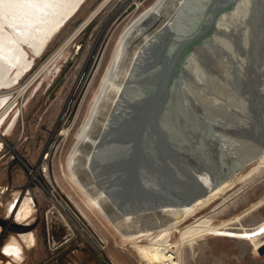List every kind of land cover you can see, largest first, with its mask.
<instances>
[{
	"label": "bare ground",
	"instance_id": "6f19581e",
	"mask_svg": "<svg viewBox=\"0 0 264 264\" xmlns=\"http://www.w3.org/2000/svg\"><path fill=\"white\" fill-rule=\"evenodd\" d=\"M86 1L0 0V90L20 84L24 76L33 69L36 58L43 55L54 37L80 11ZM197 1L157 0L153 5L142 10L124 27L83 114L82 122L75 134L76 141L67 160L68 169L77 187L111 226L122 235L123 239L133 244L143 260L149 264H187L184 261L183 250L182 252L177 251L175 246L171 244L173 232L178 229L182 240L188 235H192L194 230L189 232L180 230L181 226L191 218H195L200 227L207 224L212 225L214 222L210 217H199L202 211L222 198L221 195L230 187L231 179L239 175V170L252 161L259 162V166L246 175L248 177L254 174L261 165H264L262 154L264 152V123L258 131L255 129L258 132L256 147H252L248 154L246 151V146H249L255 139L251 136L248 138L245 136L253 130L255 125H258L255 121V125H252L253 123L247 118V115H252L251 108H242L243 114L246 113L247 115H244L239 124L229 123L227 126L217 129L219 135L216 136V139L214 138L217 142H214L211 147L214 148L216 144L222 145V141L223 144H226L225 149L227 150L231 145H235L230 151V154L233 155L234 153V155L225 159V155L222 154L223 158L215 157L216 160L213 163L209 159L208 165L206 156L212 154L215 149L209 146L206 149L208 151H200L201 148L192 146L193 141L202 142L204 138L208 137L205 130L208 131L209 129L205 128L206 124L200 122L203 127L202 131H204L201 136H197L199 126L195 129L197 138L194 137L195 133L193 134L189 130L182 132V127H179L184 125L183 120L186 123V119L190 121L187 125H192L191 120L199 121L198 118L203 120L202 117H208L210 112L215 115L216 113L219 114L217 105L212 104L209 101L210 95L205 93L209 87L217 86L216 92H219V99L226 94L233 97L231 94L234 90L238 93L241 91L239 85H235L236 89H234L228 80L231 81L237 75L233 70H240V66L243 67L242 71H244L243 65L245 63L240 64V66L237 64L229 66L228 62L223 64L222 61L226 55L223 45L227 43L226 40L229 36L222 33L210 34V44L207 45L209 48L201 51L198 55L196 53L192 56L194 59L188 62L189 75L187 74V79L183 81V84H188V94L186 97L179 94L180 97L175 98L172 103V107L179 105L180 108L177 107V112L179 110L182 120L176 122L175 127L164 128L160 131V147L155 151L151 147V149L148 147L141 148L134 145L126 151L128 157L125 155V158L121 159L116 155L120 149L110 146L109 140L113 132L119 127L126 108L138 93L140 80L152 51L160 46L159 43L166 32L186 19ZM246 11L245 9L238 11L235 18L239 19L240 22L243 21L244 18L248 17ZM253 30L257 33L256 25L241 33V40L245 39L244 42L241 41L243 45L244 43L247 46L251 45L254 40L251 32ZM26 46L30 48V52ZM207 49H209V53ZM64 51L65 48L62 47L49 63L21 88V92L25 93L29 88L31 89L37 78L45 71L50 70L61 58ZM31 53L34 58H32ZM237 57L238 55L235 58ZM219 71L223 75L217 77ZM224 78L227 80L226 83L223 82ZM260 84L258 87L262 88L260 91H263L264 83ZM248 87L253 88L251 84ZM204 88H206L205 91H203ZM179 89L182 91V88ZM184 90L186 93V89ZM215 93L214 95L218 94ZM240 93V96H244L243 92ZM199 96H203L204 99L202 106L198 105V100H201L198 99ZM7 100V96H0V128L5 124L11 108L1 112L7 104ZM228 108L222 107L223 110H228ZM262 118L264 119V114L263 117L261 116ZM16 119L11 123L8 132L14 128ZM261 121L263 122V120ZM191 127L193 128V126ZM69 131L63 128L59 135L68 137ZM223 133L225 138L221 139L220 135ZM186 143H191L189 149H192V152L178 153L181 145H186ZM1 150L2 146L0 145V152ZM10 150L13 151L14 148ZM152 151L155 153L153 154ZM226 151L224 150V152ZM49 153L47 158L43 156L42 164L38 168L43 176V181L38 175V171L36 169L30 170V166L27 165L32 172V180L40 182L45 188H47V184L44 181L50 182L52 180L49 162L51 152L49 151ZM147 153L150 156H147ZM217 153H220L218 148ZM244 154H246L245 157H240ZM114 160L117 163L116 168ZM118 160L120 162H117ZM228 161L232 163L229 166L226 164ZM220 162H223V167L218 170L217 166H220ZM184 165L185 169L182 173L179 170ZM63 167L65 168L64 165ZM149 168L155 170V178L150 180L142 176L150 172L147 171ZM121 174L123 178L124 175H128L130 179H135L136 176L138 178L136 182H138L139 197L133 204L129 195L118 187L120 183L117 182ZM244 178L242 177L240 180ZM54 190L53 187V191H49L51 196L55 198L56 202L61 203ZM26 199L22 206L20 204L21 199H19L18 205L16 202L10 207V211L16 213L20 204L17 219L22 225L28 221L33 212L31 199L30 201ZM31 230L32 227L30 226ZM22 241L28 248L32 249L36 246L37 238L34 232H30L22 236ZM145 242L150 243L144 246L143 243ZM23 247L24 245L17 238H13L4 251L11 258L20 259ZM181 248H183L182 243Z\"/></svg>",
	"mask_w": 264,
	"mask_h": 264
},
{
	"label": "rangeland",
	"instance_id": "374dc122",
	"mask_svg": "<svg viewBox=\"0 0 264 264\" xmlns=\"http://www.w3.org/2000/svg\"><path fill=\"white\" fill-rule=\"evenodd\" d=\"M156 1L87 0L80 11L54 37L43 55L36 58L33 69L24 76L20 84L0 90V96L8 97L5 109L3 108L1 112L11 107L5 124L0 128V140L4 142V148L0 152V216L7 218L14 216L15 221H18L17 212L26 198L29 201L31 199L33 206V212L24 224L31 223L32 230L27 233L9 231L3 245V249L6 250L12 239L17 238L24 245L20 259L11 258L4 251L7 257L0 254V264H149L143 260L133 244L123 239L77 187L68 169L67 160L76 141L75 134L82 122L83 114L105 70L119 34L142 10ZM238 35L233 37L237 44L228 38L227 43L223 45V50H226L223 61L221 59L223 64L228 62L231 66L239 61V64H244V58L247 60V57L240 52L250 45L247 46L246 43L243 45L245 39L241 40ZM62 47L65 51L61 58L50 70L37 78L31 89L22 93L21 88L29 83ZM26 49L30 52L29 47L26 46ZM207 52L209 53V49ZM31 55L34 58L32 53ZM237 55L238 57L235 58ZM228 58L230 59L227 60ZM214 65L213 62V67ZM222 75L220 71L217 73V77ZM223 82L226 83L227 80ZM216 89L217 86H211L207 90L204 88L203 91L206 90L205 93L210 95L209 101L217 105L219 114L210 112L208 117H202L203 120L198 118L199 123L193 119L192 125L179 126L182 127V132L189 130L195 133L194 137L197 138L204 132L200 122L206 124L205 128L209 129L205 130L208 137L202 142L193 141L192 145L195 146L194 148H201L200 151L217 142L214 138L219 135V127H225L229 123L239 124L245 115L242 108H248L246 104L248 97L245 95L240 96L234 90L231 94L233 97L226 94L219 99V92H216L218 90ZM214 93L218 94L214 95ZM198 99L202 100H198V105H204L203 96H199ZM223 106L229 107L228 110H223ZM250 108L251 106L248 109ZM14 119H16L15 126L8 132ZM219 120L221 125L217 126ZM198 126L196 136L195 129ZM63 128L70 130L68 137L59 135ZM255 129L254 127L245 136L255 139L246 146L247 154L252 147H256L258 130ZM220 136L221 139L225 138L224 133ZM190 145L191 143L181 145L178 153L192 152V149H189ZM214 146L211 147L215 149L214 152L206 156L207 165L210 161L213 163L215 157L222 159V154L225 155V159L234 155V153L230 154V151L235 145H231L228 150L225 149L226 144H223V141L222 145ZM11 148L14 150L11 151ZM217 148L220 149L221 155L217 153ZM46 151L51 152L49 162L52 177L51 183L44 181L47 188L40 182L32 180V172H30L36 169L43 181L38 168ZM262 154L264 156V152ZM126 155L128 157V154ZM245 156L246 154L240 157ZM13 162L15 164L10 168ZM27 163L30 165V170L26 166ZM220 163V166H217L218 170L223 167V162ZM114 164L116 168V160ZM226 164L229 166L232 163L228 161ZM185 165L179 170L182 173ZM258 166L259 162L252 161L239 170V175L231 179L230 187L221 195L222 198L202 211L199 217H210L214 222L212 225L200 227L195 218H191L181 226L180 230L184 232L194 230L192 235L182 240L178 229L173 232L171 244L177 251L183 250L184 261L187 264H264V165H261L254 174L246 177ZM9 170L12 172V184L11 190L7 191ZM147 171L150 172L143 174V177L148 180L155 178V170L149 168ZM242 177L245 178L240 180ZM124 178L121 174L117 182L120 183L118 187L129 195L133 204L139 197L138 182H136L138 178L136 176L135 179H130L128 175H124ZM25 185H28L26 195L21 190ZM53 187L61 203L56 202L51 196L49 191H53ZM22 194L25 196L23 195L24 198L20 201L21 206L19 204L18 211L12 213L11 205L16 204ZM30 232H34L37 238L36 246L32 249L22 241V236ZM149 243L145 242L143 245L147 246Z\"/></svg>",
	"mask_w": 264,
	"mask_h": 264
},
{
	"label": "water",
	"instance_id": "95a60500",
	"mask_svg": "<svg viewBox=\"0 0 264 264\" xmlns=\"http://www.w3.org/2000/svg\"><path fill=\"white\" fill-rule=\"evenodd\" d=\"M244 9L247 10L248 17L240 22L235 18V14ZM255 25L258 31L257 33L251 31L254 40L250 47H245L242 52L239 51L247 57V63H245L246 58L245 61L243 60L244 71L238 60L237 66H240L241 71L233 70L237 75L228 82L234 89H236L235 85H239L241 90L239 93L243 92V95L249 98H246V104L248 108L251 106L252 115L248 116L246 113L245 115L253 123L252 125H255L254 121L258 124L255 125L256 130L263 126L264 119H261V116L263 117L264 114V89L260 91L262 88L258 86L264 83V0H198L186 19L166 32L159 43L160 46H157L149 56L138 93L126 108L119 127L109 140L112 148L120 149L116 155L124 159L128 148L134 145L141 148L151 147L156 151L160 147V131L164 128H173L176 122L182 120L179 110L177 112L179 105L172 107V103L181 94L184 97L188 94V84H183V81L187 79V74L189 75L187 66L188 62L194 59L192 56L203 52L210 44V34L222 33L235 43L233 37L239 34L241 38L244 30H249ZM250 84L253 88L248 87ZM179 88H182V91ZM220 122L219 120L217 126ZM187 123H190L188 119L186 123L183 120L184 125ZM0 145L3 149L4 142L0 141ZM147 156L150 155L147 153ZM14 164L15 162L10 168ZM24 193L25 195L28 193L27 187ZM0 227V231L4 232L21 233L30 230L13 219L6 218L0 219Z\"/></svg>",
	"mask_w": 264,
	"mask_h": 264
},
{
	"label": "flooded vegetation",
	"instance_id": "af4514ba",
	"mask_svg": "<svg viewBox=\"0 0 264 264\" xmlns=\"http://www.w3.org/2000/svg\"><path fill=\"white\" fill-rule=\"evenodd\" d=\"M15 153H16V151H15ZM17 156H19L18 154H17ZM23 160V159H22ZM21 160V161H22ZM27 165H28V163H27ZM26 165V166H27ZM30 166V165H29ZM8 174H9V186L7 187V191H9V190H11V184H12V172H11V170H9V172H8ZM30 185H31V183H30ZM28 186V185H27ZM26 185L25 186H23L22 187V192H24V189H26V187H27ZM28 188V187H27ZM25 194V193H24ZM23 198H24V196L22 195L21 197H20V199L21 200H23ZM8 219V220H10V219H13V220H15L14 219V216H11L10 218H7V217H1L0 216V219ZM24 226H28L29 228H30V226L32 227V225H30V223L28 224V225H24ZM30 230H24V231H22L21 233H27V232H29ZM9 232H4V231H0V254L2 255V256H4V257H7V254L4 252V244H5V240H6V237H7V234H8Z\"/></svg>",
	"mask_w": 264,
	"mask_h": 264
},
{
	"label": "built area",
	"instance_id": "2783aa9c",
	"mask_svg": "<svg viewBox=\"0 0 264 264\" xmlns=\"http://www.w3.org/2000/svg\"><path fill=\"white\" fill-rule=\"evenodd\" d=\"M48 154H50L49 151H46V153L44 154V157L47 158ZM13 158H15V156H13ZM18 201H19V200H18ZM18 201H17V202H18Z\"/></svg>",
	"mask_w": 264,
	"mask_h": 264
},
{
	"label": "crops",
	"instance_id": "0c3cea01",
	"mask_svg": "<svg viewBox=\"0 0 264 264\" xmlns=\"http://www.w3.org/2000/svg\"><path fill=\"white\" fill-rule=\"evenodd\" d=\"M5 217H7V216H5Z\"/></svg>",
	"mask_w": 264,
	"mask_h": 264
}]
</instances>
